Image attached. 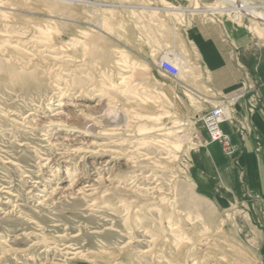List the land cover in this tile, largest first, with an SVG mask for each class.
<instances>
[{"label": "rangeland", "instance_id": "obj_1", "mask_svg": "<svg viewBox=\"0 0 264 264\" xmlns=\"http://www.w3.org/2000/svg\"><path fill=\"white\" fill-rule=\"evenodd\" d=\"M18 1L23 10L9 22L0 20V264H264L261 197L245 202L253 197L247 191L241 201L222 206L190 179L192 154L210 142L200 122L218 106L182 107L197 103L177 82L193 76L199 79L195 87L207 86L200 62L167 42L176 32L175 11L206 10L207 4H73L78 37L55 53L5 36L45 20L37 8L43 3ZM202 12L218 14L264 43L258 19ZM95 35L100 47L93 44ZM114 49L122 51L117 61L108 53ZM61 53L64 69L50 59ZM171 53L183 64L178 78L159 68ZM140 66L147 72H137ZM122 76L128 77L120 83ZM98 102L123 108L120 126L106 125L95 112ZM73 112L86 120L85 127L70 120Z\"/></svg>", "mask_w": 264, "mask_h": 264}, {"label": "crops", "instance_id": "obj_2", "mask_svg": "<svg viewBox=\"0 0 264 264\" xmlns=\"http://www.w3.org/2000/svg\"><path fill=\"white\" fill-rule=\"evenodd\" d=\"M174 13L179 14L175 21L173 18L176 32L167 43L177 51L186 52L191 61L200 62L201 81L207 86L195 87L194 81L198 83L199 79L193 76L192 80L186 78L177 82L179 88L194 94L197 103L189 100L192 104L182 107H201L208 111L223 102L232 106V118L221 124V130L231 139L235 152L226 154L221 142L205 143L192 154L190 179L198 192L215 204L226 206L235 199L241 201L248 191L253 197L245 202L255 200L257 194L264 206L263 38L251 36L246 28L226 18L220 21L214 16L218 14L204 17V12L182 15V11L177 10ZM200 123L204 128L203 122ZM201 133L206 137L204 130ZM258 201L256 205L260 209Z\"/></svg>", "mask_w": 264, "mask_h": 264}, {"label": "bare ground", "instance_id": "obj_3", "mask_svg": "<svg viewBox=\"0 0 264 264\" xmlns=\"http://www.w3.org/2000/svg\"><path fill=\"white\" fill-rule=\"evenodd\" d=\"M16 1H18V0H16ZM16 1L15 0H0V7H1V10H2L1 11L0 20L3 21V23L4 22H9L10 20H12V16L15 17L16 16L15 14L18 13V11L21 9L20 5ZM31 1L34 2V3H38L39 2V3H43L44 4V6H39V7L36 6V7L41 12V13L38 12V14H40V15L43 14V15L46 16L45 17V20H40V19H36L34 17H31V18H33L32 20H34V19L37 20V23L35 25H33L29 29L23 30L21 32H16V31L13 32V33H9V32L6 33L5 32L6 33L5 36H7L9 38H13V39H21L26 44H28V47H29V45H31V46H34V47L42 48L40 50L41 52L42 51H47V52L48 51H52V52L54 51L55 53H56V50L60 51L61 49H65V42L66 41H68L70 39H75L76 37H78L77 32L76 33H73V30H72V28L77 27V24H76V22H77V19L76 18L77 17L75 15H72V10H71L72 5L73 4H78V3L90 4L92 2V1H88V0H31ZM201 2H203V1L201 0ZM205 4H207V5H205L207 7L206 10L199 9L198 7H194L192 9H183L182 11L183 12H187V11H192V12H202V11H206V12H208V11L227 12V13H231V14L233 13L232 15H233L234 19H236V20H239L240 19L241 14H244V15L246 14V15H250V16L258 19L260 22L264 23V13L260 11L261 8L264 7V0H263V3L260 4V6L253 4L250 0H210L208 3H205ZM83 6H84V4H83ZM125 6H127V5H125ZM168 8L169 9H176L175 7H172V6H169ZM28 9H29V7H28ZM21 10H23V9H21ZM33 14H35V12L34 13H31L30 15H33ZM112 20H114V19H112ZM86 30H88V29L86 28ZM111 30H112V28H111ZM71 33H73V35H71ZM91 33H92V31H91ZM99 40L100 39H98V35H95L94 38H93V44L96 47H97V45L98 46L100 45L99 42H101V41H99ZM19 47H20V45H19ZM28 51H30V50H28ZM60 52H62V51H60ZM121 52L122 51H120L119 49H114V50H109L108 51V53L111 55L112 58L114 56L115 60L121 54ZM62 53L61 54H51L50 55V59H52L53 61L60 62L59 66L57 68H63L64 69V68L67 67V64H64L62 62V61H65L64 54H62ZM169 56L170 57H163V58H161L159 60V68L161 70H163L164 72L168 73L169 75L175 77V78H178V76H182L181 73H180L181 72V67H183L182 62L180 60H178L174 56V54H172V53L169 54ZM165 62H168L169 63L170 68L167 67V64ZM117 64L120 65V66H122L123 68H125V66H126L124 64V62H120V61H118ZM136 70L139 73H146L147 72V67L146 66H140ZM127 77L128 76H122V77H120L121 78V82L120 83L125 82ZM110 87H112L111 84H110V86L108 88H110ZM104 88H106V87L104 86ZM139 105H140V103H139ZM109 106L105 102H98V104L96 106H94L95 112L100 113V116L103 119V121H105L106 125H109V126H120V124H121L120 122L122 121V117L124 115L123 108L117 106V107H114V108L111 109V108H109ZM148 106L150 108L153 107L151 104H149ZM218 110L221 111L222 113L221 114H218L213 121L211 119H210V121H208L207 115L208 114L209 115L210 114H214ZM228 110H229V104L228 103L227 104H223L221 106H218V107L214 108L208 114H205L203 116L202 120H203V124H204L206 130L208 129V127L211 130H214L215 129V133L217 135H226L228 137V139L230 140V143H231V139L229 138V136L227 134H225L221 130V124L223 122H225V121H227V120H229V119L232 118V115L229 114V111ZM69 117H70V120L71 121H74L76 123H79V125L82 126V127H85V125H87L85 123L86 120L82 116H80V114L77 113V112H73L72 115H70ZM148 117L150 118V116H148ZM173 117L174 116H172V114L169 115V119H171ZM201 117L202 116H200L198 114L194 118V121H198L199 122L201 120ZM156 120L159 121L160 118H158ZM175 122H177V121H175ZM191 123H190V125H191ZM88 125L92 126L91 128H93V129L95 127V125L92 122H90V121H89ZM115 133H117V132H115ZM207 134H208V138H209L208 140L210 142H220L219 140H213L212 137H211V135H210V132L208 130H207ZM231 145L233 146L234 152H235L234 145L232 143H231ZM232 154H228V155H232ZM178 226L180 227V224ZM178 226H176V227H178ZM220 234H221V230H218L217 232H215V235H220ZM203 237H206V236H203ZM206 239H208V238H206ZM182 240H184V239H182ZM207 249H208V246H207ZM193 264H196V262L193 263Z\"/></svg>", "mask_w": 264, "mask_h": 264}, {"label": "built area", "instance_id": "obj_4", "mask_svg": "<svg viewBox=\"0 0 264 264\" xmlns=\"http://www.w3.org/2000/svg\"><path fill=\"white\" fill-rule=\"evenodd\" d=\"M167 64V67L170 68V65L168 62H165ZM222 112L221 111H216L214 114H208L207 117H208V121H210V119L213 121L215 119V117L218 115V114H221ZM209 132H210V135L212 137L213 140H219L223 147H224V151L226 152V154H232L234 152V148L233 146L231 145L230 143V140L228 139V137L226 135H217L215 133V129L214 130H211L207 129Z\"/></svg>", "mask_w": 264, "mask_h": 264}, {"label": "water", "instance_id": "obj_5", "mask_svg": "<svg viewBox=\"0 0 264 264\" xmlns=\"http://www.w3.org/2000/svg\"><path fill=\"white\" fill-rule=\"evenodd\" d=\"M203 3H208L210 0H202Z\"/></svg>", "mask_w": 264, "mask_h": 264}]
</instances>
